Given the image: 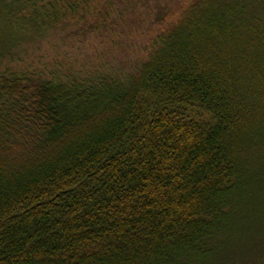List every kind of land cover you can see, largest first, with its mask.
<instances>
[{
    "label": "trees",
    "instance_id": "trees-1",
    "mask_svg": "<svg viewBox=\"0 0 264 264\" xmlns=\"http://www.w3.org/2000/svg\"><path fill=\"white\" fill-rule=\"evenodd\" d=\"M146 21L123 74L0 67V264H264V0H0V66Z\"/></svg>",
    "mask_w": 264,
    "mask_h": 264
},
{
    "label": "rangeland",
    "instance_id": "rangeland-1",
    "mask_svg": "<svg viewBox=\"0 0 264 264\" xmlns=\"http://www.w3.org/2000/svg\"><path fill=\"white\" fill-rule=\"evenodd\" d=\"M131 29L133 32L119 29L114 33L62 35L30 49L21 60L5 62L0 67L10 73L36 72L51 78L66 77L71 73H80L83 77L123 74L147 58L156 26L146 21Z\"/></svg>",
    "mask_w": 264,
    "mask_h": 264
}]
</instances>
